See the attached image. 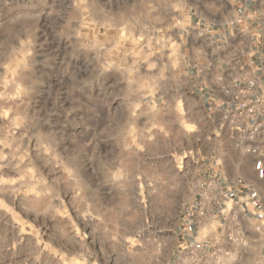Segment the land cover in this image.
I'll return each instance as SVG.
<instances>
[{
    "label": "rangeland",
    "instance_id": "rangeland-1",
    "mask_svg": "<svg viewBox=\"0 0 264 264\" xmlns=\"http://www.w3.org/2000/svg\"><path fill=\"white\" fill-rule=\"evenodd\" d=\"M243 30L264 0H0V264H264L236 199L206 210L208 159L248 180L258 136L191 93L195 34Z\"/></svg>",
    "mask_w": 264,
    "mask_h": 264
},
{
    "label": "crops",
    "instance_id": "crops-1",
    "mask_svg": "<svg viewBox=\"0 0 264 264\" xmlns=\"http://www.w3.org/2000/svg\"><path fill=\"white\" fill-rule=\"evenodd\" d=\"M220 31L217 27L213 33ZM195 35L193 44L197 48L212 51L208 60H197L189 66L190 71L193 69L191 93L198 96L204 108L211 112L210 119L214 124L234 125L237 130L241 125H251L252 120L241 123L236 120L235 112L238 107L252 102L264 93V39H256L254 33L243 30L235 32L233 38L230 33L228 45L223 50H215L207 44L208 38L204 34ZM222 53L232 56L226 59L222 57ZM260 124L264 133V120ZM248 141L252 145L257 143L250 151L257 148L255 157L260 158L264 166V148H258L264 143V134L254 140L249 138ZM251 164V161L247 164V180L241 177L240 164L237 162H228L223 156L218 158L212 155L208 159L205 172L210 173L209 179L212 180L209 183L206 210L220 220V213L225 209L223 206L236 199L235 205L240 204L242 207L237 213L242 215L244 212L264 234V174L262 177L258 176Z\"/></svg>",
    "mask_w": 264,
    "mask_h": 264
},
{
    "label": "built area",
    "instance_id": "built-area-1",
    "mask_svg": "<svg viewBox=\"0 0 264 264\" xmlns=\"http://www.w3.org/2000/svg\"><path fill=\"white\" fill-rule=\"evenodd\" d=\"M236 120L240 123L246 120H252L250 126H253V132L257 136L262 132L261 120H264V93L257 96L252 102L240 106L236 109ZM252 138V137H251ZM258 148H264V143L260 144ZM253 153H257V148L252 150ZM253 166L255 168L256 174L260 177L264 174V166L262 160L255 159ZM195 249H201L202 246L200 243L194 245Z\"/></svg>",
    "mask_w": 264,
    "mask_h": 264
}]
</instances>
